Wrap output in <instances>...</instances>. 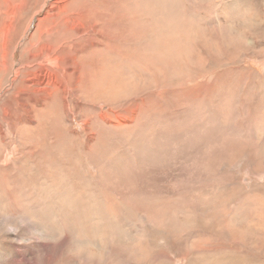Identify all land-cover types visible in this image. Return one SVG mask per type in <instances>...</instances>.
Wrapping results in <instances>:
<instances>
[{
	"label": "rangeland",
	"instance_id": "374dc122",
	"mask_svg": "<svg viewBox=\"0 0 264 264\" xmlns=\"http://www.w3.org/2000/svg\"><path fill=\"white\" fill-rule=\"evenodd\" d=\"M13 5L0 264H264V0ZM57 59L66 97L15 101Z\"/></svg>",
	"mask_w": 264,
	"mask_h": 264
},
{
	"label": "bare ground",
	"instance_id": "6f19581e",
	"mask_svg": "<svg viewBox=\"0 0 264 264\" xmlns=\"http://www.w3.org/2000/svg\"><path fill=\"white\" fill-rule=\"evenodd\" d=\"M16 9L17 8L15 5H13L10 10L8 6H5L4 10L0 9V39H3L4 42L6 41V38L9 34L12 24L17 21L18 13ZM9 18L11 19L9 20ZM79 28H81V25L77 24L75 26H72L71 30L75 31L78 30ZM5 56L6 53L4 52L2 54V57L5 58ZM51 63L47 66L48 68L52 67ZM55 63L59 64L60 72L63 71L62 76H60L59 79L52 76L47 70H42L41 72L37 73V75H35L32 79L26 81V86L24 87L23 90H20L19 92L14 94L15 101H19L22 97H26L27 100L29 101H35L36 98H39L44 93H48L49 98H51L54 95V93H58V92L61 93L64 97H66V94L68 92L67 90L69 89V85L68 84L63 85L60 84V82H63V78L65 79L64 74L69 69L68 67H65L63 70L62 67L64 64L60 61V59L55 60ZM34 65H30L29 67H32ZM3 112L5 115H7L8 113L7 110H4ZM136 115L137 113L135 112L134 113L135 118ZM10 232L12 234V238H11L12 243L18 241L16 238H14V234L18 232H23L29 236L43 237V235L39 233V229L31 222H27L25 225H23L22 230H19L17 228H12ZM60 255L62 256V254ZM18 256H19V251H16L13 245V247L10 249V253L8 255H4L3 258L5 261H11L12 263H16Z\"/></svg>",
	"mask_w": 264,
	"mask_h": 264
}]
</instances>
